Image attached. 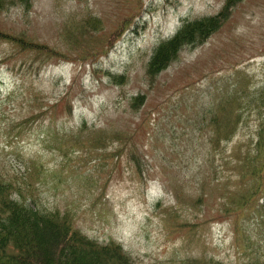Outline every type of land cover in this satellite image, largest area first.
<instances>
[{"label":"rangeland","instance_id":"1","mask_svg":"<svg viewBox=\"0 0 264 264\" xmlns=\"http://www.w3.org/2000/svg\"><path fill=\"white\" fill-rule=\"evenodd\" d=\"M223 2L31 0L26 19L17 6L2 11L1 30H24L58 55L36 61L34 71L26 68L31 52L0 40V179L45 208L70 212L76 229L99 243H118L135 264L264 262L263 194L235 216L222 204L235 192V177L226 179L225 165L215 181L208 168L214 156L221 164L238 154L261 126L264 107L246 104L249 117L220 143L223 156L210 142L209 115L200 120L201 110L229 92L244 103V94L264 90V0H241L205 42L182 50L144 88L153 47L183 20L212 15ZM88 17L100 29L80 39L79 50L67 47L64 30ZM84 47L101 52L85 57ZM106 72L122 75L121 83ZM138 92L144 100L134 110L129 100ZM117 132L131 135L148 161L143 174L129 162L128 148L119 147L125 137ZM102 134L118 142H91Z\"/></svg>","mask_w":264,"mask_h":264},{"label":"trees","instance_id":"2","mask_svg":"<svg viewBox=\"0 0 264 264\" xmlns=\"http://www.w3.org/2000/svg\"><path fill=\"white\" fill-rule=\"evenodd\" d=\"M30 2L31 0H0V13L7 8L17 6L26 19ZM239 2L241 0H224L219 10L213 15L183 20L172 36L153 47L149 58L144 63L145 92L155 85L157 76L177 59L182 50H189L201 45L219 29ZM80 22L74 30L65 29L63 34L61 33L63 43L67 47L75 48L74 50H79L80 39L100 29L94 18L88 17ZM119 28L117 27L110 35L117 34ZM0 40L12 44L21 52H31L33 55L28 60L26 68L34 69V71L36 69L33 66L38 63L36 61L41 60L42 62L45 56L58 55L55 49L38 43L24 30L8 32L0 29ZM95 50L92 47H84L81 54L85 57H93L95 52H101V50ZM105 76L114 84H119L122 81V75L106 72ZM239 90H243L239 94L240 96L246 93L244 88ZM231 96L232 93L229 92L212 108L201 110V122L207 121L206 116L209 115L208 127L212 129L210 142L219 156L225 154V148L221 149L220 143H227L233 137L240 120L249 117L246 104L252 106L254 110L264 107V90L244 94L246 96L244 103H240L237 97ZM143 100V93L138 92L130 98V107L134 110L139 109ZM65 106V109L69 111L67 103ZM226 112L228 113L226 114ZM262 119L258 131L254 130L247 134L246 142L242 148H239L238 154H230L229 159H223L221 164L214 163L216 156L213 161L210 159L208 161V168L213 171L210 179L215 181L221 179L223 175H218V170H223L225 165L227 169H224V172L227 171L229 175L226 179H230L232 176L236 179L235 192H228L226 194L227 202L222 203L223 209L233 211L235 216L241 210L249 208L253 199L259 194H263L262 197H264V118ZM87 130L88 128H84L81 131ZM53 133L57 135V132L53 131ZM117 133H120L121 137H125V140L120 141V137L115 136L120 141L118 142L113 138L114 133L111 135L102 134L100 137L92 135L93 138L97 137L91 142L95 144L96 141L97 144H100V140L102 142L115 140L120 148L125 145L123 149L128 148L129 162L139 175L143 174V168L148 161L139 153L135 142H132L131 135L125 136L121 132ZM64 136L67 134L63 133ZM231 158L235 161L234 166L228 168L227 165L233 163ZM225 177L226 175H224ZM201 181V187H203L204 181L206 182L207 179L204 178ZM17 189L20 190L9 180L0 179V264H135L118 243L113 241L99 243L76 229L72 224L70 212L45 208L34 199L22 197ZM229 201L230 203H228ZM263 208V205L262 208L261 205L258 208L261 211V216H264ZM180 264L223 263L218 260L211 262L209 259L199 262V260L191 258ZM260 264H264V262H260Z\"/></svg>","mask_w":264,"mask_h":264}]
</instances>
